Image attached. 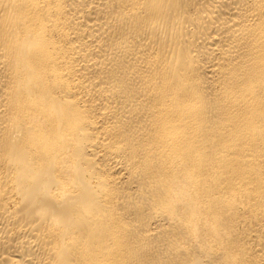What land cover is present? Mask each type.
Here are the masks:
<instances>
[{
	"label": "bare ground",
	"instance_id": "6f19581e",
	"mask_svg": "<svg viewBox=\"0 0 264 264\" xmlns=\"http://www.w3.org/2000/svg\"><path fill=\"white\" fill-rule=\"evenodd\" d=\"M0 264H264V0H0Z\"/></svg>",
	"mask_w": 264,
	"mask_h": 264
}]
</instances>
